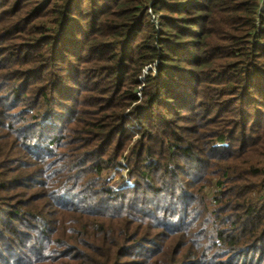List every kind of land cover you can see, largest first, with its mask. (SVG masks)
Segmentation results:
<instances>
[{
  "label": "trees",
  "instance_id": "16d2710c",
  "mask_svg": "<svg viewBox=\"0 0 264 264\" xmlns=\"http://www.w3.org/2000/svg\"><path fill=\"white\" fill-rule=\"evenodd\" d=\"M0 264H264V0H0Z\"/></svg>",
  "mask_w": 264,
  "mask_h": 264
},
{
  "label": "rangeland",
  "instance_id": "374dc122",
  "mask_svg": "<svg viewBox=\"0 0 264 264\" xmlns=\"http://www.w3.org/2000/svg\"><path fill=\"white\" fill-rule=\"evenodd\" d=\"M157 15L156 16L155 15L153 16V13H152V11L150 9L147 12L148 19L153 24V26L155 28L158 27V17H159V14H157ZM259 166H261V165L259 164ZM214 182L216 183L217 182V179H213L211 181V186H208L207 188H204L203 189V191H204L203 193H205L207 195V197H211L212 196V190H213V192L215 191V188L213 186L214 185Z\"/></svg>",
  "mask_w": 264,
  "mask_h": 264
}]
</instances>
